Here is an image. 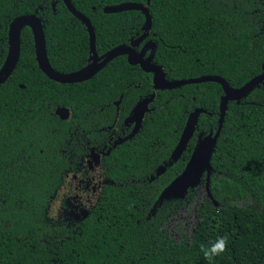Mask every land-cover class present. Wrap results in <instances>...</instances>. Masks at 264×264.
<instances>
[{
	"label": "trees",
	"instance_id": "16d2710c",
	"mask_svg": "<svg viewBox=\"0 0 264 264\" xmlns=\"http://www.w3.org/2000/svg\"><path fill=\"white\" fill-rule=\"evenodd\" d=\"M127 1L146 0H71L91 21L99 55L144 32L141 11H103ZM148 10L146 39L156 43L153 63L167 80L212 74L238 88L262 72L264 0H149ZM24 14L41 22L56 71L88 62L86 26L62 0H0V66L9 23ZM152 75L119 55L88 80L53 81L38 68L32 30L22 28L17 65L0 85V264H264V80L227 103L210 158L211 197L199 195L206 173L165 195L199 140L216 132L224 91L211 81L154 90ZM151 94L139 130L109 148L112 130ZM60 107L69 110L65 120ZM197 107L206 113L174 160ZM92 145L109 151L99 163L100 189L92 206L73 210L68 179L83 175L79 163ZM160 165L166 169L156 176ZM195 199L191 239L174 240L164 225Z\"/></svg>",
	"mask_w": 264,
	"mask_h": 264
},
{
	"label": "water",
	"instance_id": "95a60500",
	"mask_svg": "<svg viewBox=\"0 0 264 264\" xmlns=\"http://www.w3.org/2000/svg\"><path fill=\"white\" fill-rule=\"evenodd\" d=\"M67 9L77 18H79L86 26L89 38L90 48V62L81 69L76 71L63 73L56 71L50 64L47 51L45 35L41 22L35 14H24L16 16L9 23L8 27V49L5 59L0 66V85L3 84L15 69L19 54H20V34L24 26H29L33 33L34 46H35V58L38 68L51 80L60 83H76L84 80H88L95 75L100 69H102L109 61L119 55H126V60L130 65H139L142 71L146 73H152V85L154 90L172 89L185 84L200 83V82H217L224 91V95L221 97L219 104V120L218 127L214 134L209 133L202 137L197 143L196 147L192 151L188 161L185 164L182 172L175 177V179L166 187L164 194L167 195L170 192L178 193L182 187L188 186L191 183L197 182L204 173H206V185L205 190L207 195L211 197L208 192L209 185V166L210 158L212 156L214 147L217 143L224 116L227 110V103L230 100H240L249 90L258 85L264 80V64L262 65V72L253 76L242 86L238 88H232L229 83L219 75H202L192 78H182L176 80H167L165 75V69L158 64L153 63V57L156 49L154 42H146L140 51H136L134 48L138 46L140 42L147 36L148 30L151 28L152 20L148 10L149 0L145 3L135 2H121L114 5H106L103 7L104 13H115L125 10H139L144 15V23L142 28L144 32L138 38L132 40L130 44H121L115 48L108 50L101 57L98 56L95 43V31L91 21L80 11H78L71 0H62ZM55 3L52 4L54 6ZM149 50L148 55L145 56L146 51ZM23 87V85H20ZM155 94H151L149 97L138 101L131 110V113L127 120L135 121V126L131 134L127 137H131L136 133L141 125L144 114L148 111L149 103L153 100ZM206 113L203 108H194L189 112L186 119L184 128L182 130L179 142L172 151V158L177 160L182 152L185 150L188 141L193 136L199 115ZM56 114L63 120L69 117V110L65 107L56 109ZM127 137L120 139L116 144L122 143ZM109 151L106 152L108 154ZM165 166L160 165L155 171V175L159 176L165 171ZM154 175H151L153 179Z\"/></svg>",
	"mask_w": 264,
	"mask_h": 264
},
{
	"label": "rangeland",
	"instance_id": "374dc122",
	"mask_svg": "<svg viewBox=\"0 0 264 264\" xmlns=\"http://www.w3.org/2000/svg\"><path fill=\"white\" fill-rule=\"evenodd\" d=\"M98 171L96 170L94 173L93 179H91V183L86 186H78V181L73 178L69 177L68 182L71 181V193L69 197L71 200L75 194L79 193V200L81 204L85 208H89L92 206L96 200V195L100 189V187L95 186L96 183L100 180V176H98ZM68 182L66 185H68ZM199 195H201V189H205L204 187L199 188ZM80 190V191H78ZM198 199H195L194 203L186 206L183 210H180L175 216L170 218L169 222L166 223L164 226L166 231L169 233V236L174 240H180L181 238L185 237L188 240L191 239V232L193 225L196 221V209L198 205ZM59 206V201L56 199L53 202V205L50 209L51 216H55L57 213V207Z\"/></svg>",
	"mask_w": 264,
	"mask_h": 264
},
{
	"label": "flooded vegetation",
	"instance_id": "af4514ba",
	"mask_svg": "<svg viewBox=\"0 0 264 264\" xmlns=\"http://www.w3.org/2000/svg\"><path fill=\"white\" fill-rule=\"evenodd\" d=\"M129 2V1H127ZM146 2V1H145ZM144 2V3H145ZM135 3H142V2H135ZM118 4V3H116ZM114 5V4H113ZM142 35V34H141ZM140 36V35H139ZM138 36V37H139ZM149 36V30H148V33H147V36L140 42V44L138 46H135L134 48L136 49V51H140L142 46L146 43V42H154L153 40L151 39H146L147 37ZM137 37V38H138ZM136 38H133L131 39V42L132 40H134ZM130 42V43H131ZM129 43V44H130ZM154 44L156 45V43L154 42ZM96 47V46H95ZM90 49V48H89ZM106 53V52H105ZM149 53V50L146 51V55H148ZM98 54V53H97ZM104 54V53H103ZM103 54L99 55V57H101ZM90 56L91 54L89 55V58H88V62L84 65L86 66L89 62H90ZM84 66H82L81 68H83ZM79 68V69H81ZM78 70V69H77ZM101 70V69H100ZM76 71V70H75ZM94 76V75H93ZM116 105H118L119 102H115ZM135 105V104H134ZM149 106V105H148ZM134 107V106H133ZM132 107V108H133ZM132 110V109H131ZM131 113V111H130ZM130 113L125 117L123 118L122 122L119 124V126H116L115 129L112 130L110 136H109V148H112L114 147L113 145L115 144V142H118L120 139L122 138H125L127 137L129 134L132 133L133 131V128L135 126V121H132V120H127V118L129 117ZM127 138H130V137H127ZM117 145V144H116ZM115 145V146H116ZM88 149V152L86 153V155H83L82 158H81V162L79 163L80 165H84V173L83 175H80L81 172L79 173H74L72 175L73 178H75L77 181H78V186H86L89 185L92 181L91 179H93L94 177V173L96 170H99L100 171V167H99V163H100V160H101V157L106 154L104 153V151L102 150H98L97 148H95L93 145L92 146H89L87 147ZM98 171V176L100 175ZM101 182H102V179L100 178V180L96 183L95 186H98L100 187L101 185ZM80 191V190H78ZM99 192V191H98ZM98 195V193H97ZM97 195H96V198H97ZM70 199V200H69ZM69 200V203L71 204L73 210L75 209H79L81 211L82 208L86 209L82 204H81V201L79 200V193L78 194H75L73 196V199L71 200V198L69 197L68 198ZM186 206H188V204L186 203V205L183 207V208H180L181 210H183ZM77 209V210H78Z\"/></svg>",
	"mask_w": 264,
	"mask_h": 264
}]
</instances>
